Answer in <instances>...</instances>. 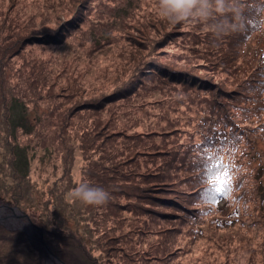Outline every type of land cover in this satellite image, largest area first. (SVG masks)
<instances>
[{"label":"trees","instance_id":"16d2710c","mask_svg":"<svg viewBox=\"0 0 264 264\" xmlns=\"http://www.w3.org/2000/svg\"><path fill=\"white\" fill-rule=\"evenodd\" d=\"M106 1V6L112 4L109 10L95 8ZM212 3L208 17L179 22L161 15L160 0H46L30 8L29 25L27 18L16 22L5 13L0 74L27 68L8 75L9 83H0V103L6 104L8 114L13 103L24 108L23 99L33 94L11 79L28 74L29 79L35 77L31 86L45 80L35 67L50 65L51 59L42 56L47 47L61 46L65 38L76 44L82 32L97 44L121 40L127 45L132 29L126 21L135 20L138 11L143 36H149L150 28L163 33L161 39L148 44L141 40L125 49L132 55L123 50L113 56L104 70L113 81L97 101L78 97L66 118L53 124L60 130L73 126L74 135L85 139L81 149L94 150L87 157V183L109 193L105 203L93 205L87 220L88 226L94 222L100 228L89 231L97 255L83 236H73L70 226L59 223L53 234L45 222H36L46 241L56 238L72 250L58 251L67 264L76 259L112 264L121 256L120 264H171L173 248L189 257L198 249L196 260L203 264H264V0ZM43 9L58 28L31 32L35 12ZM114 17L119 24H113ZM253 29L261 32L252 37ZM30 44L38 48L24 49ZM155 46L164 57L147 54ZM150 73L154 76L148 77ZM147 183H157L153 186H161L160 191L151 194L143 187ZM67 190L64 185L54 192L60 196ZM62 200L64 205L57 202L64 210ZM120 209L130 214L119 218ZM53 212L57 218L56 208ZM17 233L0 225V264H42L38 252L28 250ZM70 236L74 241L68 244Z\"/></svg>","mask_w":264,"mask_h":264},{"label":"rangeland","instance_id":"374dc122","mask_svg":"<svg viewBox=\"0 0 264 264\" xmlns=\"http://www.w3.org/2000/svg\"><path fill=\"white\" fill-rule=\"evenodd\" d=\"M45 1L46 0H43V2L42 0H4L3 7L0 5V26L4 23L3 20L7 12L11 13V18L16 22L24 21L27 18L26 21L29 25L31 21L28 20L30 16L28 12L29 10H33L30 8L42 5ZM71 2L72 0H68V3ZM13 3L15 4L13 5ZM106 3L108 2H100L95 8L98 10L101 8L109 10V6L112 4L106 6ZM142 3L144 4V2H141V6L144 7ZM12 6L14 10H10L9 7ZM43 10L35 12V23H31L29 28V30H32L31 32H40L44 30V28L46 30H55L58 28L59 25L57 21L47 18L50 17L51 14H49L47 10ZM140 13L142 14V12H137L139 15ZM137 14H134L135 20L128 19L126 21L131 25L132 29V31L130 30L131 32L129 31L127 33V45H124L123 43L125 42L121 40H109L105 41V43L97 44L88 34L82 32L83 39L80 37L76 38V44H74V39L70 42L69 39L65 38V40H63V45L58 47H47L46 51L42 53V56H45V60L51 59L50 65L45 64L44 69H42L41 64L35 67V70L37 69L39 72H44L45 80H40L36 83V86H31L35 77L29 79L27 74L23 77L17 75L18 77L16 79H11L10 81L15 84L18 83L19 87H23L25 90L33 91L32 95H28L23 99L24 102H22V104L24 108L21 106L18 107L17 103H13V106H10V112L8 114L5 106L6 104L4 103L2 105V103H0V225L13 231L16 230L18 232L19 241L24 242L28 250H36L39 253L36 254L42 264L61 263L52 258L47 251L44 250L40 241V231L31 225V222L37 224L36 222H39V220L45 222L44 226L53 230V234L56 228L59 227V223L67 227L70 226L72 228L70 232L73 236L79 235L85 238V242L91 247L90 249L93 255H97L99 252L97 245L91 244L89 231L94 228L97 232H100V228H98L94 222H91L90 226L87 224L88 217L91 216L94 210V208L92 209L93 205L86 204L73 197L71 194L72 190L78 184L88 181V175L86 174L88 173L86 172L88 166L87 157L90 153H93L94 150H90L89 148L84 150L81 149V145L84 144L85 139H78V137L74 135L75 131H73V126L68 130H60L59 127L57 129L54 128L55 126H53V124H55L56 121L60 123V119L66 118L65 115L70 111L68 108H71L73 104L79 100L78 97L82 98L80 101L83 102L97 101L96 97L101 96V92L113 81L112 77H110L112 79L107 78V72L104 71L108 69V64H110V59L112 60L113 56L119 55L123 50L136 45L138 41L142 40L148 44L152 39H161L160 37L163 33L160 35L158 30L153 31L151 28L147 30L149 36H143L144 30L141 29L137 23L139 19ZM61 20L62 18L60 22ZM113 21V24H119V17H114ZM8 24L9 23H6V25ZM85 28L87 30L89 26H85ZM4 30H8V28ZM255 30L256 29H253V31H251L252 37L254 34L257 35L258 31L261 32L259 29H257V32ZM262 39L264 40V34ZM147 44L145 47H147ZM30 46L34 45H27L24 49L30 48ZM33 48L38 47L34 46ZM97 48L101 52H99ZM150 49L151 51H146L147 54L155 52L156 55L164 57V51H159V53H157L158 50H155L157 46L151 47ZM127 52L130 53L131 51H124V53ZM130 55H132V52ZM133 57L136 58L137 56L135 55ZM17 59L20 61L19 58ZM26 59L28 60L27 56L24 54L25 63H27ZM22 68L13 72L20 74L27 72V68ZM28 69L30 72H33L30 67H28ZM12 73L6 72V74H0L1 85L9 83L7 78L8 75ZM100 74H103L106 78L101 80ZM152 76H154L152 73L148 74V77ZM94 77L96 81L100 79L98 83H103H96ZM74 81L82 85L76 86L77 84ZM89 86H96V88L92 89L89 88ZM82 96H84V98ZM106 133L108 134L110 131L106 130ZM14 155L18 158H16V161ZM162 170L163 169H161V171ZM154 184L157 183L143 184V187L151 194H154L160 191L159 187H161L153 186ZM64 185L68 187V190L60 194L62 199L66 202V207H62L65 208L63 210L59 207L58 202H62L64 205V201L58 194L56 195L54 191H57L59 186L63 187ZM152 186L153 188H150ZM58 192H62V189ZM54 208L59 212L57 218L53 212ZM108 214H110V212ZM129 214L127 210L120 209L117 211L116 216L123 218ZM32 215L35 218L34 220ZM36 215L38 219L35 217ZM41 215L44 217L42 218ZM109 219L112 218L109 217ZM93 220L96 219L93 218ZM127 229L128 228L122 230L126 231ZM97 232L92 234L93 237L98 236ZM116 233L119 234L120 231ZM71 236L69 237L68 244L74 241V237L71 238ZM64 240H66V235ZM104 240H106L105 236L102 237L101 242ZM46 242L60 260L63 261L64 264H67L58 251L63 252L66 250L67 252H71L72 250L66 245H60L56 238H51V240L48 239ZM103 246L106 247L105 244ZM108 246L109 245H107V247ZM117 246H120V244L114 246V248L118 250ZM174 250L173 248L171 254L173 255L171 256L172 260H170L172 261L171 264H203L201 261L196 260L198 254H200V252L197 251L198 249L196 250V254L194 253L190 257L186 252L182 255L178 252L179 250ZM208 252L209 251H205V253ZM121 253L123 252L120 250V254ZM122 257L123 256L120 258H113L112 264H120L123 262ZM76 260L75 264H82L81 261L78 259ZM123 264H130V262L128 260ZM209 264H222V261L218 262V260H216Z\"/></svg>","mask_w":264,"mask_h":264},{"label":"clouds","instance_id":"9594fccd","mask_svg":"<svg viewBox=\"0 0 264 264\" xmlns=\"http://www.w3.org/2000/svg\"><path fill=\"white\" fill-rule=\"evenodd\" d=\"M213 11L212 0H160L161 15L172 22H179L193 16L206 18ZM71 194L90 205L103 204L109 198L107 190L87 182L78 184Z\"/></svg>","mask_w":264,"mask_h":264},{"label":"water","instance_id":"95a60500","mask_svg":"<svg viewBox=\"0 0 264 264\" xmlns=\"http://www.w3.org/2000/svg\"><path fill=\"white\" fill-rule=\"evenodd\" d=\"M31 225L40 231V241H41V244L43 245L44 250H46L47 253L52 258H54L55 260H57L61 264H64V262L60 260V258L52 251V249L50 248L49 244L45 241L44 234H43V228H41L39 225H37V224H35L33 222H31Z\"/></svg>","mask_w":264,"mask_h":264},{"label":"snow or ice","instance_id":"6c2138e0","mask_svg":"<svg viewBox=\"0 0 264 264\" xmlns=\"http://www.w3.org/2000/svg\"><path fill=\"white\" fill-rule=\"evenodd\" d=\"M221 191H223V189H221Z\"/></svg>","mask_w":264,"mask_h":264},{"label":"flooded vegetation","instance_id":"af4514ba","mask_svg":"<svg viewBox=\"0 0 264 264\" xmlns=\"http://www.w3.org/2000/svg\"><path fill=\"white\" fill-rule=\"evenodd\" d=\"M1 204V203H0Z\"/></svg>","mask_w":264,"mask_h":264}]
</instances>
